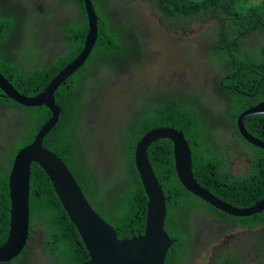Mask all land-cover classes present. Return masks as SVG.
Returning a JSON list of instances; mask_svg holds the SVG:
<instances>
[{"label":"trees","instance_id":"trees-1","mask_svg":"<svg viewBox=\"0 0 264 264\" xmlns=\"http://www.w3.org/2000/svg\"><path fill=\"white\" fill-rule=\"evenodd\" d=\"M98 1L94 0V4L100 16V37L94 54L114 55L122 50L128 54L133 48L138 52L137 46L142 48L140 40L137 43L132 41L123 49L127 42L122 35L121 25H112L110 16L100 13ZM158 4L170 20L175 16L192 18L211 10L217 16L213 30L216 42L214 40L212 48L220 56L222 64H229V70L221 81L231 98L228 113L231 114L230 121L237 137L227 134L223 150L217 149L208 140V130L211 128L206 124L199 107L195 104H182L178 108L177 99L168 96L161 103L153 105L141 117L140 123L130 120L132 123L117 129L114 136L111 133L118 169L114 178L104 181L91 160L88 146V139L98 133L91 129L88 132L89 128L85 123V120H89V107L95 97L98 76H91L81 82L91 69L93 61L86 63L72 77V84L61 85L57 89L56 102L62 112L59 122L46 135L44 146L65 161L93 208L117 230L121 239L140 235L145 230L148 197L136 166L135 152L143 135L154 127L173 126L184 132L193 154L195 178L216 196L238 207L251 206L264 197V149L252 145L241 136L237 128L238 116L248 107L264 101V42L258 35V45L252 50L244 47L246 38L253 36L258 30H264V7H256L241 14L236 10L237 0H158ZM84 17L79 28L73 29L82 32L80 38L74 41L66 54L56 57L49 65H43L40 59L31 55H19L31 44H35L27 36L20 37L21 41L18 40L11 49L5 47L10 35L19 31V27H16L18 17L13 9L5 8L0 0L1 72L10 78L20 93L34 96L35 88L42 90L82 50L88 31L85 12ZM25 27L33 28V21H27ZM48 28L44 44H53L56 27ZM142 55L141 51L139 59L135 55L127 57L131 63L139 61L141 65L144 61ZM104 67L109 70L107 63ZM86 84L88 90L82 94L83 89L80 87ZM0 102L14 108L10 113L12 118L21 119L20 124L10 123L11 126L2 123L6 136L0 129V158L3 154L6 155L5 160L0 161L1 247L6 243L10 230L9 174L13 161L21 148L33 142L51 112L46 105L23 106L8 97L0 96ZM245 126L248 132L264 141V114L248 116ZM241 145L253 162L250 173L244 180L234 175L229 167L232 149L237 150ZM148 155L165 195L170 197L167 201L165 228L175 244L168 252L167 264H184L189 254L196 255L203 251L200 243V234L204 232L203 214L221 222L236 221L238 226L250 229L259 226L264 229V211L252 216H231L186 189L176 171L171 140L154 142ZM35 231L40 237L36 236ZM33 241L41 244L44 264H82L88 259V250L80 233L64 209L49 176L37 163L32 164L31 172L28 245L17 257L0 264H31V256L35 253L32 250ZM213 261L215 264H245L221 252L216 253Z\"/></svg>","mask_w":264,"mask_h":264},{"label":"rangeland","instance_id":"rangeland-1","mask_svg":"<svg viewBox=\"0 0 264 264\" xmlns=\"http://www.w3.org/2000/svg\"><path fill=\"white\" fill-rule=\"evenodd\" d=\"M17 1L27 4L38 16L31 18L33 28H25L23 31V38L27 36L35 44L24 49L21 55L28 50L41 61L45 54L49 53L44 44V35L49 29L48 20L53 16L62 18L63 12L50 5L48 0H41L45 3L47 11L38 15L45 11L44 5L39 4V0ZM19 2L2 0L5 8L18 12L22 7ZM106 5L111 15L119 20L121 27H131L130 34L135 39L132 41L137 43L140 40L142 48L137 46L138 52L133 48L132 54L139 59L142 51L141 58L144 61L141 65L139 61L131 63L128 57L122 54L131 63L129 71L132 69L133 74L120 70L114 72L111 68L107 70L103 67L97 77L95 97L89 107V120H85V123L87 129L89 128L88 132L98 131L96 135L88 139V146L91 151V160L101 178L109 181L115 177L118 167L113 136L117 129H122L135 121L132 105L139 100L138 89L142 92L148 91L149 98H155L161 93L166 94L174 88H178L184 94L190 93L201 109L210 107L203 111V117L211 129H221L228 135L234 136L235 131L231 121L227 120L225 124L227 117L225 100L220 98L218 104L214 95L217 78L221 74V70L216 65L215 56L209 50L210 43L214 41V21L166 20L157 12L154 4H147L142 0H107ZM65 14H71V12L68 10ZM113 24L118 25L117 20H113ZM257 34H260L261 40H264V32ZM16 42L17 37H14L11 47ZM258 44V36L253 35L244 42V47L252 50ZM103 59L101 55L96 56L97 61ZM110 63L113 67L117 65L114 60ZM12 109L0 103V129L5 136L6 130L2 123L9 125L21 123V119L12 118L10 115ZM10 131L12 133V129ZM85 133L87 134L86 131ZM234 141L236 142L237 139ZM238 150H244L242 145L237 150L232 149L233 159L230 160L232 169L237 175L243 171L245 166L242 165L247 160L239 155ZM244 152L247 153L245 150ZM5 158L6 155L3 154L0 161H4ZM202 217L204 232L200 234V243L203 251L195 255L191 264H215L213 257L218 252L233 256L237 261L245 264H264L263 228L256 226L249 229L233 222L207 218L205 214ZM35 234L40 237L36 231ZM32 250L35 253L31 256V264H44L40 242L33 241Z\"/></svg>","mask_w":264,"mask_h":264},{"label":"water","instance_id":"water-1","mask_svg":"<svg viewBox=\"0 0 264 264\" xmlns=\"http://www.w3.org/2000/svg\"><path fill=\"white\" fill-rule=\"evenodd\" d=\"M88 7L92 28L84 50L51 81L45 91L33 98L21 95L0 71V88L7 96L30 107L46 105L51 111V116L42 125L33 142L21 148L13 161L9 174L10 230L6 243L0 247V263L17 257L28 245L33 163L39 164L49 176L64 209L86 245L88 259L82 264H167V254L175 243L165 228L167 201L170 197L164 194L148 156L151 144L160 139L167 138L173 142L176 171L189 191L236 217L264 211V198L250 207L240 208L203 187L194 176L192 150L183 131L174 127H156L143 135L135 152L136 166L148 197L144 233L131 238L118 237L117 230L93 208L65 161L44 146L46 135L58 123L62 111L56 103L54 92L85 62L96 41L95 16L89 0ZM260 113H264V103L243 112L238 127L247 141L264 149V141L249 133L244 124L248 116Z\"/></svg>","mask_w":264,"mask_h":264},{"label":"clouds","instance_id":"clouds-1","mask_svg":"<svg viewBox=\"0 0 264 264\" xmlns=\"http://www.w3.org/2000/svg\"><path fill=\"white\" fill-rule=\"evenodd\" d=\"M16 2H19L17 0H14ZM50 5L52 6H55L56 8L58 9H61L62 12H63V16L62 18H57L56 16H53L51 19L48 20V26H55L56 27V31L54 32V36H53V44H45L47 46V50H49V53L45 54V56L42 58V60L40 61L41 63H43V65H49L52 63V61L58 57V56H62L64 54H66L68 52V50L72 47L73 43L75 40L79 39L82 32H78V31H74L73 29L74 28H79V25L84 21L85 17H84V12L86 13V16H87V22H88V31H87V34L85 36V39H84V45H83V48L82 50L77 53L70 61L67 62V64L62 68L60 69L50 80L49 82L46 84V86L40 90L39 87L35 88L34 91L36 92L34 96H27V95H24L21 93V95H24L26 97H29V98H33V97H36L37 95H39L40 93H42L43 91H45V89L49 86V84L51 83V81L65 68L67 67L71 62H73L80 54L81 52L84 50L85 48V45H86V41H87V38H88V35L91 31V20H90V14H89V7H88V0H81V2H78L79 0H48ZM92 7H93V13H94V16H95V23H96V30H97V37H96V41H95V44L89 54V56L87 57V59L85 60V62L71 75L69 76L64 82H62L58 88L61 86V85H68L69 84H72L73 83V80H72V77H74L76 74H78L81 69L85 66L86 63L90 62V61H93V64L91 66V69L85 74V77L83 80H81V82H85L87 79H89V77L91 76H98L100 71L103 69V67L105 66V63H107L108 65V68L112 69L114 72H117L118 70L120 71H123L124 73H128V74H133V71L132 69L129 71L130 69V66H131V63L122 55H126V57L128 55H133L132 54V50L130 52H128V54H126V52L124 50H122L119 54H114V55H101L104 57L103 60H100V61H97L96 60V56L100 55V54H97L95 55L94 54V50H95V47L98 43V40H99V37H100V32H99V23H100V16L99 14L97 13V8H96V5L94 4V0H89ZM143 2L147 3V4H154L155 7H156V10L158 12V9H159V13L166 19V20H170L169 17L166 16V14H164L162 8L159 6L158 4V0H142ZM22 4V7L20 9V12H18L17 10H14L15 11V15L16 17H18V23H16V27H19V31L16 32L15 34H11L10 37H9V40L7 41V45L5 47H8L9 49H11V42H12V39L14 37H17V41L20 40L21 41V38H23V31L24 29L26 28L25 27V23L27 21H32V17H38L33 10L30 9V7L25 4V3H22V2H19ZM107 0H99L98 1V4H99V10H100V13L102 15H105V14H108L110 16V21H111V24L113 25V20H117L118 22V25L120 24L119 23V20L116 19L115 17H113L111 15V12L108 10L107 8ZM39 4H42L44 5L45 7V11L42 12V13H38V15H42L44 14L46 11H47V8H46V5L44 2H42L41 0H39ZM70 5V6H69ZM256 7H264V0H237V4H236V10L238 12H240L241 14H246L248 10L250 9H253V8H256ZM27 8H29V10H27ZM70 11L71 14H65L66 11ZM84 11V12H83ZM175 19H185V20H188V19H206V20H213L214 21V25L215 23L217 22V16L213 13V10L211 11H208V12H204L202 14H199L195 17H192V18H188V17H179V16H175V18L171 21H174ZM122 28V35L124 37V39L126 40L127 44L126 46L123 48H127V46L129 44L132 43V37H131V34H130V29L131 27H128V26H124V27H121ZM215 28V26H214ZM213 28V30H214ZM257 33H262L264 32V30H258L256 31ZM255 33V32H254ZM254 34V35H260V34ZM213 36H214V40H215V35L213 33ZM21 37V38H20ZM250 38V37H248ZM246 38V39H248ZM245 39V40H246ZM244 40V41H245ZM262 43L264 42V40H261ZM216 42V40H215ZM215 42H211L210 43V47H209V50L211 52V54H213L215 56V59H216V65L217 67L221 70V74L220 76L217 78V87L214 88V95L216 96L217 100H218V104H219V99L220 98H223L225 100V103H226V108H227V117H226V121H225V124L227 122V120H230V116L231 114L228 113L229 111V103L231 101V98L228 94V90L223 86V83L221 81V78L222 76L229 70V64L228 63H225V64H222L221 63V60H220V56L218 55V53L214 50L213 47V44H215ZM17 43V42H16ZM15 43V44H16ZM14 46V45H13ZM19 55H21V53H19ZM24 55H31L33 57H35L32 53H30L28 50H26L25 54ZM36 58V57H35ZM38 59V58H37ZM111 60H114L116 61L117 65L116 67H113L110 63ZM24 67H26L27 65H23ZM1 71V70H0ZM2 73V72H1ZM3 74V73H2ZM4 75V74H3ZM5 76V75H4ZM6 77V76H5ZM7 79H9L10 81V78L6 77ZM11 82V81H10ZM12 84V82H11ZM13 85V84H12ZM14 86V85H13ZM57 88V89H58ZM83 89L82 91V94H84L87 90H88V85H83L82 87H80ZM57 89L55 90L54 92V95L57 91ZM138 89V87H137ZM158 90V88H157ZM138 92H139V100L137 102H135L133 105H132V111H133V115L135 118V121L137 123H140L141 122V117L143 115H145L147 112H149L153 105L155 104H159L161 103L166 97H172V98H176L177 99V102H176V105L179 107H181V105H185V104H188L189 106H193V104L197 105L199 107V110H200V113L201 115L203 116V111L207 108H210V107H205L203 109L200 108V106L196 103L195 101V98L193 95H191L190 93L188 94H184L182 92L179 91L178 88H174L172 90H170L168 93L164 94V93H161L159 94L157 97L155 98H149L147 96V92H142V91H139L138 89ZM0 96L1 97H8L9 99H11L9 96H7L4 91L0 88ZM55 98H56V95H55ZM13 100V99H11ZM14 101V100H13ZM16 102V101H14ZM1 103V102H0ZM18 103V102H16ZM57 103V102H56ZM264 103V101H261L259 103H256L250 107H248L246 110H244L243 112L247 111L248 109L252 108V107H255L259 104H262ZM20 104V103H18ZM4 105V104H3ZM22 105V104H21ZM6 106V105H4ZM23 106H26V105H23ZM8 107V106H7ZM11 107H14V106H11ZM30 107V106H28ZM35 107V106H33ZM48 108V107H47ZM61 108V107H60ZM177 108V109H178ZM14 109V108H13ZM49 109V108H48ZM62 110V108H61ZM143 110L141 113L138 114L139 111ZM51 112V111H50ZM62 112V111H61ZM242 112V113H243ZM241 113V114H242ZM240 114V115H241ZM261 114H264V113H260V114H253V115H261ZM61 115V114H60ZM240 115L238 116L237 118V128L239 130V127H238V120H239V117ZM60 119V117H59ZM246 120V119H245ZM245 120H244V124H245ZM59 122V121H58ZM161 127H166V126H161ZM173 127V126H172ZM246 127V126H245ZM156 128V127H154ZM175 128V127H174ZM153 129V128H152ZM176 129V128H175ZM247 129V128H246ZM178 130V129H177ZM182 131V130H180ZM235 131V130H234ZM248 131V130H247ZM240 132V130H239ZM184 133V132H183ZM250 133V132H249ZM241 134V132H240ZM185 135V134H184ZM226 135L227 133H225L224 131H222L221 129H211V130H208V140L211 141L214 146L217 148V149H220L221 151L223 150V144H224V140L226 138ZM241 136H243L241 134ZM186 137V136H185ZM232 137H237V134L235 132V135L232 136ZM244 137V136H243ZM167 139V138H165ZM187 139V138H186ZM162 140V139H160ZM170 140V139H169ZM159 141V140H158ZM157 142V141H156ZM189 142V141H188ZM173 143V142H172ZM153 144V143H152ZM151 144V145H152ZM190 144V143H189ZM253 145V144H252ZM191 147V146H190ZM150 148V147H149ZM149 150V149H148ZM173 151H174V145H173ZM242 150H238V153L240 156H243L244 158H247L246 156L248 155L247 153H245L244 151L240 152ZM149 156V155H148ZM232 157L230 158V160L233 159V155H231ZM192 157H193V154H192ZM175 160V158H174ZM151 162V161H150ZM253 162L251 160V165L249 167V170L252 166ZM153 167V166H152ZM229 167H230V170L231 172H233L234 175L238 176V178L240 179H245L246 176L249 175L250 171H248V174L243 176V177H240L239 175L241 174V172L239 173V175H237L233 169H232V166L231 164L229 163ZM154 169V168H153ZM155 172V171H154ZM156 174V173H155ZM157 176V175H156ZM195 176V175H194ZM179 177V176H178ZM158 178V177H157ZM159 180V178H158ZM160 182V181H159ZM199 182V181H198ZM182 183V182H181ZM244 183V181L242 182ZM161 184V183H160ZM162 186V185H161ZM184 186V185H183ZM204 187V186H203ZM163 188V186H162ZM186 188V187H185ZM206 188V187H205ZM187 189V188H186ZM209 190V189H208ZM164 191V189H163ZM210 191V190H209ZM146 192V191H145ZM191 192V191H190ZM213 193V192H212ZM165 194V193H164ZM214 194V193H213ZM147 195V194H146ZM215 195V194H214ZM216 196V195H215ZM167 197V196H166ZM199 197V196H198ZM218 197V196H217ZM220 198V197H219ZM264 198V197H263ZM262 198V199H263ZM221 199V198H220ZM204 200V199H203ZM224 200V199H222ZM261 200V199H260ZM225 201V200H224ZM227 202V201H226ZM255 204V203H254ZM253 204V205H254ZM212 205V204H211ZM252 206V205H251ZM215 207V206H214ZM238 207V206H237ZM247 207H250V206H247ZM240 208H245V207H240ZM218 209V208H217ZM220 210V209H219ZM221 211V210H220ZM257 214V213H256ZM230 215V214H229ZM254 215V214H253ZM233 216V215H231ZM252 216V215H251ZM236 217V216H235ZM245 217V216H244ZM167 218V217H166ZM230 222H233L235 224H238L236 221H230ZM250 229V228H249ZM168 232V231H167ZM171 237V236H170ZM172 238V237H171ZM173 239V238H172ZM175 244V243H174ZM173 247V246H172ZM171 247V248H172ZM168 255V254H167Z\"/></svg>","mask_w":264,"mask_h":264},{"label":"flooded vegetation","instance_id":"flooded-vegetation-1","mask_svg":"<svg viewBox=\"0 0 264 264\" xmlns=\"http://www.w3.org/2000/svg\"><path fill=\"white\" fill-rule=\"evenodd\" d=\"M247 160L246 162L242 165L245 166V168L243 169V171L241 172V174L239 175L240 177H243L245 175L248 174L249 171V167L251 165V158L247 155ZM195 257L194 253L189 254V258L184 262V264H191L193 262V258Z\"/></svg>","mask_w":264,"mask_h":264}]
</instances>
